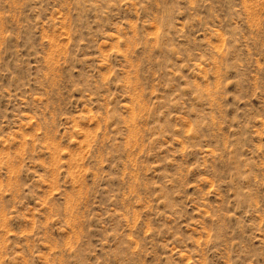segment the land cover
Listing matches in <instances>:
<instances>
[{
	"label": "rangeland",
	"instance_id": "rangeland-1",
	"mask_svg": "<svg viewBox=\"0 0 264 264\" xmlns=\"http://www.w3.org/2000/svg\"><path fill=\"white\" fill-rule=\"evenodd\" d=\"M0 264H264V0H0Z\"/></svg>",
	"mask_w": 264,
	"mask_h": 264
}]
</instances>
